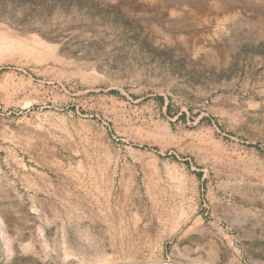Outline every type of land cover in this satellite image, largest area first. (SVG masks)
Returning <instances> with one entry per match:
<instances>
[{"label":"rangeland","instance_id":"1","mask_svg":"<svg viewBox=\"0 0 264 264\" xmlns=\"http://www.w3.org/2000/svg\"><path fill=\"white\" fill-rule=\"evenodd\" d=\"M0 264H264V0H0Z\"/></svg>","mask_w":264,"mask_h":264}]
</instances>
